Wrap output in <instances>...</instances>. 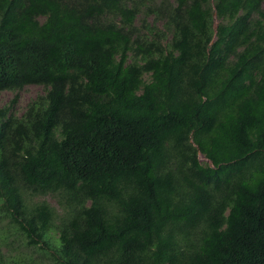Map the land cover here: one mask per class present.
<instances>
[{"label": "trees", "instance_id": "1", "mask_svg": "<svg viewBox=\"0 0 264 264\" xmlns=\"http://www.w3.org/2000/svg\"><path fill=\"white\" fill-rule=\"evenodd\" d=\"M28 85L0 264L8 234L13 264H264V0H0V91Z\"/></svg>", "mask_w": 264, "mask_h": 264}, {"label": "rangeland", "instance_id": "2", "mask_svg": "<svg viewBox=\"0 0 264 264\" xmlns=\"http://www.w3.org/2000/svg\"><path fill=\"white\" fill-rule=\"evenodd\" d=\"M151 21L153 17H150ZM44 93V88L41 85H28L24 87L22 90L19 92L15 93L10 90H3L0 91V108L11 105V111L17 115H21L28 103L34 99L36 96ZM200 160L203 163L209 162L202 154H200ZM37 200H44L48 202L50 205L55 207L58 210V213H62L61 208L59 207L56 199L52 197V195H42L35 197ZM5 219L0 220V237H4L5 234H3L2 228L6 224ZM8 229V228H7ZM11 233H13V228L10 230ZM15 234V233H14ZM7 243L8 245H3L1 246V249L3 251L4 256V262L1 264H13V261L18 260V254H16V251L24 255L25 257H31L32 260L37 257L36 250L32 247H27L24 244H21L22 238L17 237L15 235H9L7 236ZM15 238H17V241H13ZM12 241V242H11ZM25 260L30 261L29 259L25 258ZM31 262V261H30ZM44 263H46L44 261Z\"/></svg>", "mask_w": 264, "mask_h": 264}]
</instances>
